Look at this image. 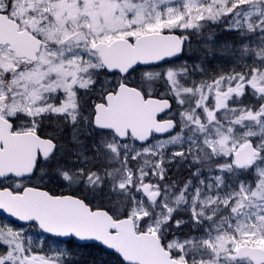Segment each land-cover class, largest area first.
<instances>
[{"label":"rangeland","instance_id":"obj_1","mask_svg":"<svg viewBox=\"0 0 264 264\" xmlns=\"http://www.w3.org/2000/svg\"><path fill=\"white\" fill-rule=\"evenodd\" d=\"M0 12L46 43L35 63L0 44V115L33 132L46 126L42 118L67 119L76 149L59 169L50 158L33 180L2 186L19 192L42 184L55 195L83 196L105 180L110 190L101 199L110 214L118 219L119 195L127 196L136 232L156 234L179 261L253 264L237 254L244 246L264 249V0H0ZM148 33L180 35L183 57L122 79L104 74L89 47ZM119 82L169 98L175 132L138 146L93 129V104ZM218 130L227 133L223 145ZM248 142L257 155L237 168L232 154ZM59 153L68 156L63 146ZM173 162L184 172L166 180L165 165ZM228 174L238 180L235 192ZM117 176L123 179L114 182ZM147 182L158 187L151 188L158 192L153 203L143 193ZM180 213L192 217L183 230L201 233L172 237L181 224H166ZM0 264L123 263L0 215Z\"/></svg>","mask_w":264,"mask_h":264},{"label":"water","instance_id":"obj_2","mask_svg":"<svg viewBox=\"0 0 264 264\" xmlns=\"http://www.w3.org/2000/svg\"><path fill=\"white\" fill-rule=\"evenodd\" d=\"M0 44L8 45L16 58L36 62L44 42L27 29L0 12ZM183 43L175 33H148L133 42L117 38L110 43L99 42L91 47L99 53L104 69L127 76L137 68H150L173 62L182 56ZM105 105L94 107L93 127L110 132L119 142L131 139L139 146L154 138H164L176 130V122L166 118L172 109L167 98L144 97L142 91L122 84L116 94L105 98ZM6 123V121L2 120ZM0 128V181L32 178L39 158L54 154L52 140L32 131L11 133ZM257 155L248 142L232 154L237 168L250 166ZM153 201L156 192L143 188ZM0 215L20 226L35 225L49 237L80 245L95 244L119 257L123 264H191L174 258L154 233H137L130 217L114 219L105 209H91L78 197L53 195L45 189L26 186L19 192L0 187ZM253 264H264V249L241 247L237 254Z\"/></svg>","mask_w":264,"mask_h":264},{"label":"trees","instance_id":"obj_3","mask_svg":"<svg viewBox=\"0 0 264 264\" xmlns=\"http://www.w3.org/2000/svg\"><path fill=\"white\" fill-rule=\"evenodd\" d=\"M182 57H183V55H182ZM145 96H147V95H145ZM152 97H158V96L155 93V94H153ZM158 98H161V97H158ZM60 127L63 130H65V133H62L59 137H55L53 132H47L46 133V134H50L51 137H53L54 141L57 144L55 153L51 157L50 162L53 164L52 166H55L58 169L60 168L61 165H63V163L68 164L69 161L73 162V158L76 156V154H75V150L76 149H75L74 145L71 143L72 142V138L68 136L69 131L67 132V130H66L67 127H66V125H65V123L63 121L60 123ZM70 131H71V129H70ZM41 133H44V132H41ZM61 146H63L65 148L66 152H68V156L64 154V157H63V154L59 153V150H60ZM69 150H70V153H69ZM71 152L73 154H75V155L73 156V154ZM58 156H61V159L59 158V161H61V162H58ZM176 163L177 162H173V163H170L168 165H165V175H164V177H165L166 180L172 179L173 178L172 176L174 175V173L176 171H179L180 174L184 172L183 169H180L179 164H178V166L176 168L174 167V165ZM40 167H41V164L39 163L37 165V168H36V171L34 173V176L31 179H29V180H33L34 179V177L37 175V172H38ZM50 169H51V167H50ZM122 179L123 178L117 176L115 178L114 182L120 181ZM147 179L148 178L146 177V181H148ZM224 180H225V183L228 184L229 190H232L233 192H235L236 188L238 186V180L232 181L230 179V174L226 175L224 177ZM1 183L2 182H0V187H4V186L1 185ZM29 186H32V185H29ZM111 186H112V184H111ZM146 186H149L150 189L151 188H153L154 190L158 189L157 186H152L148 182H147ZM32 187L41 188V189H45L46 190V185H42V184H34ZM79 187L81 189V185L78 186V189H79ZM105 190H106V192L104 193ZM109 190H110L109 182L103 180L99 186L88 190V194H84L82 196L77 191H72L69 195L78 197L79 199L83 200L91 209H105L106 211H108V209H107L108 207H107L106 203L103 202L101 197H103V196L105 197L108 194L107 191H109ZM48 192L51 193L50 191H48ZM95 198H97V201H96ZM128 202H129V198L127 196L119 195L118 206H121V207H120V209H118L117 212L115 211V214L117 215L118 218H123V217H128L129 216V214H130V212L132 210V207H131L130 204H128ZM165 203L167 205H169L168 201H166ZM177 203L180 204V202H177ZM177 223H180L181 227L174 228V225L177 224ZM189 223H192L191 215L189 213H185V214L184 213H180L178 215H173L172 217H170L169 222L166 225L167 226H172L174 228V233H173L172 237H180V238H182V237H186L188 235H198V234L201 233V231H199V230L192 231V229H188V227H185L184 230H183V226H186ZM161 242H162V245L164 246L162 240H161ZM65 243L69 247L84 246L85 248H92L93 250L97 251L99 256H100L101 253L110 254L109 252L105 251L104 249H102L101 247H99L98 245H95V244L80 245L77 242H75L74 240H70V241L65 242ZM187 263H191V262L188 261Z\"/></svg>","mask_w":264,"mask_h":264},{"label":"flooded vegetation","instance_id":"obj_4","mask_svg":"<svg viewBox=\"0 0 264 264\" xmlns=\"http://www.w3.org/2000/svg\"><path fill=\"white\" fill-rule=\"evenodd\" d=\"M113 40H114V39H113ZM113 40H112V41H113ZM42 41H43V40H42ZM43 42H44V41H43ZM99 42L110 43L111 41H110V42L99 41ZM99 42H96V43H99ZM96 43H95V44H96ZM182 43H183L182 55H184L185 42H183V39H182ZM95 44L90 45V46H89L90 49H91V47L94 46ZM45 45H46V43L44 42V46H43V47H45ZM91 51H93V50L91 49ZM93 52L97 53V55H98V57H99V53H98L97 51H93ZM24 60H26V59H24ZM99 60H100V58H99ZM26 61L28 62V60H26ZM29 62H30V61H29ZM31 63H35V62H31ZM100 63H101V61H100ZM101 64H102V63H101ZM102 67H103V65H102ZM102 69H103L102 72H104V74H106V75H119L122 79H125V77H124V76H121L120 74H117V73L110 74V73H108V72L104 69V67H103ZM122 84H125V83H124V82H119L118 84H116V88H115L114 90H110V91L104 93L103 97L100 98V99H98V100L93 104V106H92V118H91V124H92V127H93V117H94V114H95L94 107H95L96 105H99V104H104V105H105V104H106V103H105V98H106V96L109 95V94H116L118 87H119L120 85H122ZM129 86H131V85H129ZM133 87H135V86H133ZM90 116H91V113H90ZM2 120L6 121V123L2 122ZM42 121H43L44 124H46V126H44V129H41V128L39 127L40 129H38V132L35 131L34 133H35L36 135L40 136V137H44V138H48V139L52 140V141L54 142V144H55V150H56V147H57L56 142L54 141L53 137H51L50 134H46V133H47V132H53V134H54L55 137H59L62 133H65V130H63V129L60 127V123H61L62 121L65 123V125H66V127H67V128H66L67 132L69 131L68 136L71 137V138L73 137V136H72V128L69 127V125H68L69 121H68L67 119H63V120H62V119H58L57 121H53V120H51V119H45V118H42ZM51 122H53V123L51 124ZM9 126H11V129H10V132H11V133H21V132H28V131H29V130H22L23 128H25L26 124H21V125L16 124L15 122H13V120L6 119V118H4L3 116L0 115V128H1L3 131H7V129H8ZM70 129H71V131H70ZM93 129H94V128H93ZM56 131L58 132V134H56ZM32 132H33V131H32ZM41 132H44V133H41ZM71 143H72V142H71ZM55 150H54V152H55ZM47 160H49V159H42V158H39V160H38V162H37V164H36V168H37V165H38L39 163H41V162H46Z\"/></svg>","mask_w":264,"mask_h":264},{"label":"snow or ice","instance_id":"obj_5","mask_svg":"<svg viewBox=\"0 0 264 264\" xmlns=\"http://www.w3.org/2000/svg\"><path fill=\"white\" fill-rule=\"evenodd\" d=\"M209 116H211V113H209ZM217 137H218V143L220 145H223L225 143V140L227 139V133L218 130ZM217 264H219V259H217Z\"/></svg>","mask_w":264,"mask_h":264}]
</instances>
